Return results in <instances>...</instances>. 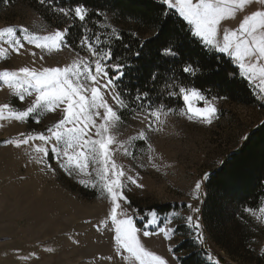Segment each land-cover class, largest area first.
<instances>
[{
  "label": "rangeland",
  "instance_id": "obj_1",
  "mask_svg": "<svg viewBox=\"0 0 264 264\" xmlns=\"http://www.w3.org/2000/svg\"><path fill=\"white\" fill-rule=\"evenodd\" d=\"M258 10H264V5L252 0L243 10L226 14L218 27L217 39L222 41L225 30L238 28L244 15ZM55 18L66 26L48 23L29 2L0 6V30L13 27L18 36L23 35L22 28L40 37L58 29H68L70 17L57 13ZM104 20L100 25V48L104 39L111 37L112 29L119 33L133 28L136 35H141L135 26L118 23L112 15H106ZM152 35L153 31L143 37L147 39ZM89 40L94 41L92 37ZM33 52L35 56L31 54ZM41 56L44 58L39 59ZM85 58L91 60L92 56L82 46L80 49L68 46L48 50L25 43V47L16 53L8 45L7 36L0 38V71H18L25 66L38 70L63 68ZM242 76L246 78L243 73ZM248 82L259 104L264 105V94L257 86L259 79ZM29 91L32 95L24 93L21 102L16 89L0 80V106H10L3 109V117L0 118V264H139L115 242V225L110 217L113 205L110 196L102 190V181L97 175L99 164L90 160L87 172L70 171L69 168H61L51 153L49 157L38 153L37 147H49L39 140L20 147L10 143L20 140L22 133L25 136L48 135L46 130L64 116L66 105H60L53 111L37 109L25 121L9 115L31 105L36 94L32 89ZM103 94L119 115L126 112V109L117 108L107 92ZM212 103L217 112L211 124L199 117L189 119L190 113H187L185 105L174 113L161 114L151 130L146 131V141L139 138V133L148 125L144 112H126V117L121 115V120L114 126L106 123V136L112 137L109 145L111 159L143 185L136 187L126 177L122 178L124 186L121 191L127 201H118L121 207L117 209V215L118 218L131 216L140 230L137 236L143 247L165 258L169 264H180V259L188 257L190 252H175L188 239L196 242V251L205 264H264V205L259 210L247 211L251 221L244 222V232L248 236L246 245L235 236L227 239L226 247L217 244L201 216L206 181L220 168L221 161L224 162L242 145L245 137L264 123V107L239 105L225 99H215ZM194 106L202 108L204 102L194 100ZM100 111L102 113L103 109ZM36 119L40 123H36ZM94 119L97 124L102 122L99 117ZM95 131V128L91 130L94 138ZM49 164L51 167H46ZM205 173L208 174L207 179H203ZM202 179L200 199L197 200L195 183ZM132 203L143 210L170 204L184 206V209L169 217L157 216L156 223L149 224L152 215L146 219ZM188 205L199 207L201 211L194 213ZM189 215L199 217V230L188 224ZM168 220L171 224L167 223ZM138 221L146 225L141 227ZM181 226L186 228V235L176 232L167 239L161 232V228L174 227L177 230ZM145 230L151 235L143 236ZM197 231L202 232V241L197 237ZM170 246L172 251H169Z\"/></svg>",
  "mask_w": 264,
  "mask_h": 264
},
{
  "label": "snow or ice",
  "instance_id": "obj_2",
  "mask_svg": "<svg viewBox=\"0 0 264 264\" xmlns=\"http://www.w3.org/2000/svg\"><path fill=\"white\" fill-rule=\"evenodd\" d=\"M7 2V0H5ZM46 0H40L44 4ZM252 0H161L166 6L164 16L175 11L183 20L191 26L192 34L199 38L206 47H212L221 54H227L233 58L242 70L243 75L249 80L259 79V90L264 94V10L253 11L251 14L244 15L238 28L225 30L222 41L217 39L218 27L225 15L236 10H243ZM264 5V0H258ZM58 11L66 17L78 20L85 25L84 31L90 32L92 29L86 27L89 23L92 13L86 4L78 2L72 8H59ZM95 14L102 17L105 14L96 10ZM23 35L18 36L13 27H6L0 30V38L7 36L8 45L16 53L25 47V43L34 45L39 49H61L68 47L66 37L68 29L56 30L47 36H35L28 32L27 28L20 30ZM122 36L112 29L111 37L105 41L108 44L106 49L100 48L101 37L95 35L94 41H90L88 36H83L79 41L82 47H86L91 54L92 59H80L74 61L71 65L61 67H45L42 70L30 67H21L18 71L4 70L0 71V80L4 81L10 88L16 89L19 100L23 102L24 93L29 96L34 90L35 99L26 110L16 113L10 112L9 115H15L20 121H25L37 109L43 108L49 111L55 110L60 105H66L63 108L64 116L52 127L48 128L45 133L21 134L18 141H10L16 147L26 145L32 140H39L49 147H37V152L42 153L43 157H49V153L56 158L61 168H69L70 171L79 170L87 172L89 161L99 164L101 167L97 172L102 181V190L110 196L112 207L110 212L111 222L115 225V242L118 247H122L133 257L139 264H169V262L154 252L146 250L138 239L137 233L140 231L133 223L131 216L118 218L117 209L121 207L118 201H127V197L121 191L122 178L131 182L136 187H143L137 182V179L127 175L111 159L109 145L112 143V137L106 136L108 128L106 123H112L121 120V115L105 99L103 92L111 97L118 109H127L130 106L128 96L130 95L121 88L120 81L126 74V69L131 70L132 65L124 57L114 54L111 43L120 41ZM33 56L35 52L31 53ZM179 50L172 45H163L159 49L161 57H177ZM136 58L140 57V52L132 53ZM41 56L39 59H43ZM199 69L191 63L182 68V72L189 76H196ZM235 71V70H233ZM158 73H151V80L155 83ZM88 82H92L89 85ZM23 89L21 92L20 90ZM103 90V91H102ZM90 93V95H89ZM157 99H152V93L147 90L136 89L132 97L133 103H136L140 112L146 113L145 119L148 120L147 129L139 133V138L147 140L146 131L151 130L152 124L159 119L161 114L174 113L176 109L168 106V101L173 99H182L186 105L189 119L199 117L204 122L211 124L212 119L217 112V108L212 103L218 97L209 99L202 92L195 88L189 87L179 81V78L173 77L170 81L165 82L163 88L156 93ZM264 98V97H262ZM194 100L204 102V107H195ZM10 106L4 104L0 106V118L3 117V109ZM101 109L103 112L101 113ZM94 117H99L102 121L97 124ZM36 123H40L36 119ZM70 125V126H69ZM95 128V137L91 130ZM244 139H247L245 137ZM43 157L40 162L43 161ZM151 162V157H149ZM223 164L224 162L221 161ZM74 166V168H73ZM51 167V165H46ZM153 167L155 165L153 164ZM208 174H204L203 179H207ZM203 179L195 183L196 199H200ZM81 183H85L83 180ZM85 186H89L85 184ZM95 187V185H92ZM192 208V205H188ZM194 213H199V207L192 208ZM157 214L152 213V219L149 224H155ZM189 225L199 230L201 224L198 216L189 215L187 217ZM171 224V220L167 221ZM161 232L167 239L175 235L174 227L161 228ZM151 233L143 231V236H149ZM197 237L202 241L203 234L197 231ZM169 251H172L171 246ZM129 257H125L128 259Z\"/></svg>",
  "mask_w": 264,
  "mask_h": 264
},
{
  "label": "trees",
  "instance_id": "obj_3",
  "mask_svg": "<svg viewBox=\"0 0 264 264\" xmlns=\"http://www.w3.org/2000/svg\"><path fill=\"white\" fill-rule=\"evenodd\" d=\"M29 2L42 17L57 27L66 26L57 21L59 8H72L78 0H0V6L6 3ZM87 5L92 13L86 27L92 29L85 32V25L71 18L66 43L80 49L79 41L83 36L92 37L101 33V26L106 15H112L116 22L135 26L141 35H136L133 28L119 32L120 41L111 43L114 54L124 57L132 65L131 70L120 81L121 88L130 95L128 114L140 112L136 103L131 102L136 89L147 90L156 100V93L163 88L164 83L173 77L179 78L183 84L202 92L209 99H225L231 103L257 106L260 105L254 90L246 78L242 76L237 63L228 55L221 54L211 47H206L199 38L190 31L191 26L175 11L166 17L163 13L166 6L160 0H80ZM96 10L105 15L98 17ZM59 19V18H57ZM154 35L145 39L143 35L150 32ZM100 35V34H99ZM102 44L106 49L108 44ZM163 45H172L179 50L177 57H161L159 49ZM140 52V57L132 55ZM191 63L199 69L196 76H189L182 72V68ZM235 70V71H233ZM158 73L155 83L151 80V73ZM168 106L176 110L185 104L182 99L168 101ZM264 107V105H260ZM124 111L121 115L126 117ZM133 207L146 219L153 212L160 217H169L184 206L170 204L153 206L143 210L136 204ZM264 205V123L245 139L242 145L230 153L220 168L215 171L205 183V200L202 208V219L213 240L222 247L227 246V239L235 236L246 245L248 236L244 232V222L251 221L247 211H256ZM144 227L145 222L138 221ZM177 233L186 235V228L179 227ZM195 241L188 239L176 253L190 252L188 257L180 259V264H205L202 256L196 251ZM226 245V246H225Z\"/></svg>",
  "mask_w": 264,
  "mask_h": 264
}]
</instances>
